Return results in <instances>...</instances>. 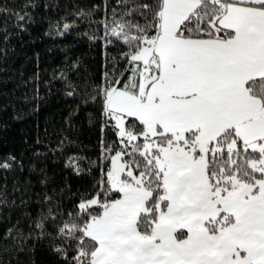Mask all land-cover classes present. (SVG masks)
<instances>
[{"label": "snow or ice", "instance_id": "snow-or-ice-1", "mask_svg": "<svg viewBox=\"0 0 264 264\" xmlns=\"http://www.w3.org/2000/svg\"><path fill=\"white\" fill-rule=\"evenodd\" d=\"M105 10L104 35L88 38L125 50L83 100L98 105L100 179L70 211L28 214V231L17 223L0 242L27 251L47 239L61 264H264V0H115ZM61 20L55 35L76 27ZM82 159L65 167L79 176Z\"/></svg>", "mask_w": 264, "mask_h": 264}, {"label": "trees", "instance_id": "trees-1", "mask_svg": "<svg viewBox=\"0 0 264 264\" xmlns=\"http://www.w3.org/2000/svg\"><path fill=\"white\" fill-rule=\"evenodd\" d=\"M106 3L110 9L115 0H0V7L8 9L0 12V161L11 155L18 162L11 170L0 169V194L8 201L0 206V235L17 223L27 232L28 214L36 217L51 207L55 216L57 205L61 212L70 211L76 194L100 179L98 105L83 100L100 83L105 65L125 50L119 43L105 46L88 38L104 35L99 22L110 18ZM94 5L99 7L90 18L73 15ZM17 13H27L23 28L17 27ZM62 17L75 20L76 27L58 36L50 28L57 21L62 25ZM61 71L75 85V95H65L71 89ZM69 156L83 157L79 176L65 167ZM45 196L52 198L50 204ZM48 245L47 239H31L29 250L16 251L10 240L0 242V264H61Z\"/></svg>", "mask_w": 264, "mask_h": 264}]
</instances>
